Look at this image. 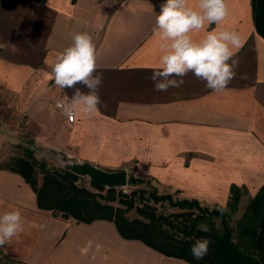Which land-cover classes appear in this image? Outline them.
Returning a JSON list of instances; mask_svg holds the SVG:
<instances>
[{
    "label": "crops",
    "instance_id": "crops-1",
    "mask_svg": "<svg viewBox=\"0 0 264 264\" xmlns=\"http://www.w3.org/2000/svg\"><path fill=\"white\" fill-rule=\"evenodd\" d=\"M163 2L0 0V93L28 115L27 132L43 148L105 168L133 167V175L222 206L237 185L244 212L264 186V37L252 1L226 0L224 21L190 33L197 42L213 30L241 35L243 46L233 49L236 77L222 92L191 74L180 88L154 90L149 77L163 52L153 27ZM78 32L96 44L102 103L90 118L69 122L57 101L72 90L49 77ZM14 136L0 127V145L14 144ZM16 209L25 230L0 247V264H192L123 237L114 221L83 222L41 209L32 185L0 166V215Z\"/></svg>",
    "mask_w": 264,
    "mask_h": 264
},
{
    "label": "trees",
    "instance_id": "trees-1",
    "mask_svg": "<svg viewBox=\"0 0 264 264\" xmlns=\"http://www.w3.org/2000/svg\"><path fill=\"white\" fill-rule=\"evenodd\" d=\"M251 1L256 30L264 37V0ZM37 164L42 168L41 184L36 173ZM2 166L19 173L32 185L41 209L83 222L114 221L123 237L140 239L166 255L183 258L192 264H264V186L250 199L235 228L231 225L229 212L201 209L198 199L174 201L171 196L157 192L144 195L137 189L126 192L123 188H107L94 180L91 185L96 190L90 189L80 185L81 176L72 171L52 169L45 161H38L31 148H26V156L16 157L11 164ZM144 181L146 178L133 174L129 177L132 185ZM242 194L241 187H231L228 202L231 212L237 211ZM152 200L156 203L167 200L184 210L160 213ZM195 206L199 209L197 213L193 211ZM132 208L137 209L139 217L128 216ZM216 216L222 217L221 229L217 226ZM201 223L210 230L198 231L197 226ZM198 238L211 241L207 255L201 260L195 259L190 252Z\"/></svg>",
    "mask_w": 264,
    "mask_h": 264
},
{
    "label": "clouds",
    "instance_id": "clouds-1",
    "mask_svg": "<svg viewBox=\"0 0 264 264\" xmlns=\"http://www.w3.org/2000/svg\"><path fill=\"white\" fill-rule=\"evenodd\" d=\"M228 15L226 0H198L196 7L190 6L189 0H164L159 13H155L153 27L163 52L158 67L152 69L149 77L155 91L180 88L189 74L205 82V87L213 92L227 89L236 77L239 61L233 49L243 46L241 35L234 30H213L207 31L197 42L190 33L204 30L206 25L220 24ZM98 68L96 44L88 32L74 33L71 44L56 56L49 78L54 80L56 87L72 90L70 97L57 104L69 122L77 115L90 118L99 111L103 75ZM78 85L87 91H82ZM217 210L224 211L222 207ZM25 223L19 209L0 215V247L18 237L25 230ZM197 230L207 232L210 229L201 223ZM210 243L207 238L195 239L190 247L192 256L203 259Z\"/></svg>",
    "mask_w": 264,
    "mask_h": 264
},
{
    "label": "rangeland",
    "instance_id": "rangeland-1",
    "mask_svg": "<svg viewBox=\"0 0 264 264\" xmlns=\"http://www.w3.org/2000/svg\"><path fill=\"white\" fill-rule=\"evenodd\" d=\"M23 112L19 109V105H16L14 103L10 104L3 96V92L0 93V127L1 130H11L12 133L15 135L13 142L7 143L5 142L3 145H0V165H8L11 164L14 160V158L19 156H26V148H31L34 151V156L38 161H45L47 163V166L49 168H66L67 164L69 162H85L88 160H80L77 156H71L59 151L50 150L41 147L40 145H37L36 139L27 132V120L28 115L22 114ZM91 162V161H89ZM93 163V162H92ZM96 164V163H94ZM98 165V164H96ZM101 166V165H99ZM102 167V166H101ZM105 168V167H103ZM132 168L130 170H126L129 174H134L132 172ZM108 170H121V169H111V168H105ZM36 173L39 180V183L42 182V168L39 164H37L36 167ZM80 185H84L90 189L96 190L95 187L91 185V179L87 176L81 177V179L78 181ZM139 190L143 192L144 195H149L150 192H157L160 195H168L171 196V198L174 201H181V200H196L197 198L192 197L191 195H188L184 193L181 189H176L173 187H170L168 185L159 183L151 178H146V181L144 182H138V184L132 185L128 184L127 186L123 187V190L126 192H131L132 190ZM117 203V201H115ZM152 204H154L157 207L158 212L170 214L172 212H179L184 210L183 208H180L178 205H172L170 202L161 201V202H154L151 201ZM198 207H201V209H208L209 212L223 207L225 211L229 212L231 214V225L235 228L238 225V221L241 219V216L243 214L242 212V205H244L246 202H239V206L236 212H231V209L229 205L222 206L220 204H213L207 201L199 200L198 199ZM197 206L193 208V211L196 213L199 212ZM128 216L130 218L139 217V213L136 208H132ZM217 226L221 229L222 226V217L216 216L215 217Z\"/></svg>",
    "mask_w": 264,
    "mask_h": 264
},
{
    "label": "water",
    "instance_id": "water-1",
    "mask_svg": "<svg viewBox=\"0 0 264 264\" xmlns=\"http://www.w3.org/2000/svg\"><path fill=\"white\" fill-rule=\"evenodd\" d=\"M65 169L81 177L87 176L107 188H123L129 184L130 176L125 169L108 170L89 161L69 162Z\"/></svg>",
    "mask_w": 264,
    "mask_h": 264
},
{
    "label": "built area",
    "instance_id": "built-area-1",
    "mask_svg": "<svg viewBox=\"0 0 264 264\" xmlns=\"http://www.w3.org/2000/svg\"><path fill=\"white\" fill-rule=\"evenodd\" d=\"M65 99H66V98H63V99L58 100V101H57V104H58L59 102L65 100Z\"/></svg>",
    "mask_w": 264,
    "mask_h": 264
}]
</instances>
